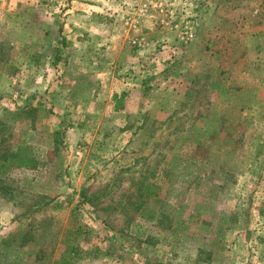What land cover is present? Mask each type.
<instances>
[{
  "label": "rangeland",
  "instance_id": "374dc122",
  "mask_svg": "<svg viewBox=\"0 0 264 264\" xmlns=\"http://www.w3.org/2000/svg\"><path fill=\"white\" fill-rule=\"evenodd\" d=\"M0 130V264H264V0H0Z\"/></svg>",
  "mask_w": 264,
  "mask_h": 264
},
{
  "label": "trees",
  "instance_id": "16d2710c",
  "mask_svg": "<svg viewBox=\"0 0 264 264\" xmlns=\"http://www.w3.org/2000/svg\"><path fill=\"white\" fill-rule=\"evenodd\" d=\"M16 136L13 133L5 132L0 130V141L2 143L8 142L14 139ZM37 166L36 159L31 155L29 147L26 145L18 144L15 151H6L2 149L0 151V184L4 182L7 173L12 168L17 169H34ZM5 176V177H4ZM77 252L79 249H76ZM65 264H68L65 262Z\"/></svg>",
  "mask_w": 264,
  "mask_h": 264
}]
</instances>
